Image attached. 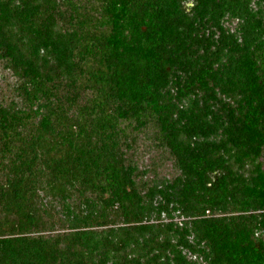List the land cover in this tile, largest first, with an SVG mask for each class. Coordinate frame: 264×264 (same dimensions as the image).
Masks as SVG:
<instances>
[{"label":"trees","instance_id":"obj_1","mask_svg":"<svg viewBox=\"0 0 264 264\" xmlns=\"http://www.w3.org/2000/svg\"><path fill=\"white\" fill-rule=\"evenodd\" d=\"M0 61V264H264V0H0Z\"/></svg>","mask_w":264,"mask_h":264},{"label":"rangeland","instance_id":"obj_2","mask_svg":"<svg viewBox=\"0 0 264 264\" xmlns=\"http://www.w3.org/2000/svg\"><path fill=\"white\" fill-rule=\"evenodd\" d=\"M14 81L15 77L12 72L5 69L0 61V98L7 100L11 97ZM147 135L144 133H139L138 135L139 148L134 152L135 160L143 169L158 171L161 176L170 175L172 171V162L169 159L163 160V158L160 157V151L154 147L152 140H150ZM162 163H164V165ZM153 173V171H150L149 174Z\"/></svg>","mask_w":264,"mask_h":264}]
</instances>
